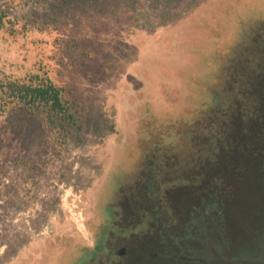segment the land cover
I'll use <instances>...</instances> for the list:
<instances>
[{
    "label": "rangeland",
    "instance_id": "1",
    "mask_svg": "<svg viewBox=\"0 0 264 264\" xmlns=\"http://www.w3.org/2000/svg\"><path fill=\"white\" fill-rule=\"evenodd\" d=\"M0 12V71L49 78L76 119L0 105V264H76L115 204L149 226L150 172L168 212L157 229L177 220L181 233L195 212L198 240L216 245L264 225V0H0ZM233 156L229 187L213 159ZM212 186L227 220L202 204Z\"/></svg>",
    "mask_w": 264,
    "mask_h": 264
},
{
    "label": "flooded vegetation",
    "instance_id": "2",
    "mask_svg": "<svg viewBox=\"0 0 264 264\" xmlns=\"http://www.w3.org/2000/svg\"><path fill=\"white\" fill-rule=\"evenodd\" d=\"M236 160V156L228 157L226 160H219L216 157L213 159L216 172L212 175L220 173L216 177L221 176L231 187L230 183L233 181L230 180L229 174L237 175V172H234ZM220 182L222 184V180ZM261 182L262 178L260 184ZM218 193L215 192L216 196L224 200L223 204L219 205L213 201L202 203L210 205L206 209H211L210 212L213 213V216L211 213L210 216L215 221L221 220L216 219L217 217L226 218L220 213L221 207L225 206L227 202L226 197L223 198L221 193ZM147 196H150L148 198L150 201L143 204L145 206L143 213L147 211L146 208H154L151 221L148 220L146 223L149 226L144 225L145 219L142 218L139 220L140 225H137V222L129 223L131 225L126 224V215L129 214L126 205H113L104 211L103 220L93 239L91 249L85 248L80 251L77 254L76 264H264V225L262 222L251 231L242 229L235 234L229 232L221 244L216 243L215 245L198 240L197 234L200 232L194 227L196 226L194 225L195 218L197 219L195 212L191 214V219L187 222V230H183L181 233L179 231L176 233L174 230L177 220L172 221L171 226L165 224L164 227L157 229L159 221H168V212L164 207L165 203L158 202V194L153 192L152 195L149 193ZM192 206V211L198 210L195 204ZM129 210L133 213L136 209ZM261 215L264 217V213ZM153 223H157L156 228ZM261 224L262 226H260ZM213 229H210L209 233L212 234L214 231L216 236L220 235L215 228ZM201 231H205V229ZM199 242L200 245L196 244Z\"/></svg>",
    "mask_w": 264,
    "mask_h": 264
},
{
    "label": "trees",
    "instance_id": "3",
    "mask_svg": "<svg viewBox=\"0 0 264 264\" xmlns=\"http://www.w3.org/2000/svg\"><path fill=\"white\" fill-rule=\"evenodd\" d=\"M7 23L11 24V21L6 20L5 13L0 12V29L4 28ZM254 99L256 100L258 97L254 96ZM0 105L1 108L5 110L10 105H20L24 109L34 110L38 113H44L47 115V119L51 124L74 126L76 122L75 116L71 111V105L67 100H65L64 88L56 85L49 78H43L38 75L31 76L27 80H18L7 76L0 71ZM192 136L195 137V135ZM213 173L214 172L212 171V174ZM150 174L153 173L150 172L145 176V180L147 181V184L145 185L146 188L144 189V194L146 195L145 203L150 201L148 200L150 196H147L149 193L151 195L153 192L158 195L160 194V190H158V188L161 185L160 183L155 182L158 181V177H153ZM208 177L212 178L213 176H205V178ZM261 178L262 182L260 187L264 194V177ZM213 190L214 187H211L206 189L205 192L201 193L202 203L213 201L219 205L220 203L223 204L224 200L216 196V194L213 193ZM200 217L201 216H198V218ZM209 217L211 218V216ZM216 219L222 220L220 217H217Z\"/></svg>",
    "mask_w": 264,
    "mask_h": 264
}]
</instances>
